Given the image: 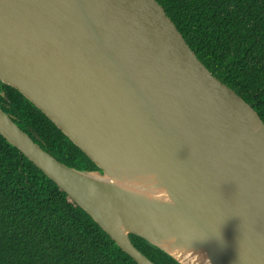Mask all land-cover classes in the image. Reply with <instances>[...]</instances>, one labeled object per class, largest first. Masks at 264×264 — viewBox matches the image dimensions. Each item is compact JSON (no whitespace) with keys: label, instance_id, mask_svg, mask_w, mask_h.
I'll return each mask as SVG.
<instances>
[{"label":"water","instance_id":"obj_1","mask_svg":"<svg viewBox=\"0 0 264 264\" xmlns=\"http://www.w3.org/2000/svg\"><path fill=\"white\" fill-rule=\"evenodd\" d=\"M0 82L98 169L1 108L0 134L137 264L131 234L178 264H264V122L156 0H0Z\"/></svg>","mask_w":264,"mask_h":264},{"label":"trees","instance_id":"obj_2","mask_svg":"<svg viewBox=\"0 0 264 264\" xmlns=\"http://www.w3.org/2000/svg\"><path fill=\"white\" fill-rule=\"evenodd\" d=\"M156 1L198 59L264 122V0ZM0 108L58 161L98 169L17 89L2 82ZM130 239L155 264H178L143 238L131 234ZM0 264L137 263L0 134Z\"/></svg>","mask_w":264,"mask_h":264},{"label":"bare ground","instance_id":"obj_3","mask_svg":"<svg viewBox=\"0 0 264 264\" xmlns=\"http://www.w3.org/2000/svg\"><path fill=\"white\" fill-rule=\"evenodd\" d=\"M183 264H200L199 262H196L194 259L193 260H183Z\"/></svg>","mask_w":264,"mask_h":264}]
</instances>
